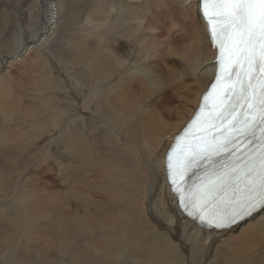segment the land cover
Wrapping results in <instances>:
<instances>
[{
  "label": "bare ground",
  "instance_id": "1",
  "mask_svg": "<svg viewBox=\"0 0 264 264\" xmlns=\"http://www.w3.org/2000/svg\"><path fill=\"white\" fill-rule=\"evenodd\" d=\"M216 51L197 0H0V264H264L165 172Z\"/></svg>",
  "mask_w": 264,
  "mask_h": 264
},
{
  "label": "snow or ice",
  "instance_id": "2",
  "mask_svg": "<svg viewBox=\"0 0 264 264\" xmlns=\"http://www.w3.org/2000/svg\"><path fill=\"white\" fill-rule=\"evenodd\" d=\"M197 8L216 73L165 172L187 217L226 230L264 210V0H197Z\"/></svg>",
  "mask_w": 264,
  "mask_h": 264
},
{
  "label": "rangeland",
  "instance_id": "3",
  "mask_svg": "<svg viewBox=\"0 0 264 264\" xmlns=\"http://www.w3.org/2000/svg\"><path fill=\"white\" fill-rule=\"evenodd\" d=\"M26 28V27H25ZM26 30V33H29V30H28V28L27 29H25ZM17 33L16 32H14V35H13V33L11 34V38H10V42H11V44H15V43H17L16 41H17V37H18V34L16 35ZM14 41V42H13ZM13 42V43H12Z\"/></svg>",
  "mask_w": 264,
  "mask_h": 264
}]
</instances>
